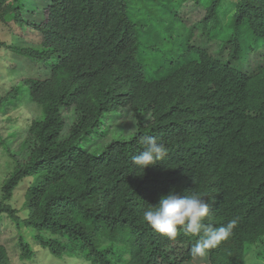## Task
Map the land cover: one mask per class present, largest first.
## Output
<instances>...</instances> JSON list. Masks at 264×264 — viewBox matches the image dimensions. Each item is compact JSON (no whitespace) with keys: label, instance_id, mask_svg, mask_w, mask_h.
Here are the masks:
<instances>
[{"label":"trees","instance_id":"16d2710c","mask_svg":"<svg viewBox=\"0 0 264 264\" xmlns=\"http://www.w3.org/2000/svg\"><path fill=\"white\" fill-rule=\"evenodd\" d=\"M22 1L0 0V21L26 24L40 41L7 48L42 66L45 77L21 83L41 114L28 127L25 159L6 149L15 165L0 189V221L17 231L20 258L33 256L24 239L33 230L38 246L57 259L190 262L198 236L178 227L168 238L142 218L175 190L204 198L205 224L237 220L232 235L208 250L209 264H246L264 244V64L246 74L190 44L191 31L178 36L174 24L187 0H50L40 24L20 19ZM191 1L204 6L198 25L228 48L230 60L264 52V0H235L227 22L217 14L221 0ZM19 88L0 96V113ZM123 109L136 115L133 137L96 154L80 147L104 115ZM62 111L75 115L66 138ZM150 136L167 153L142 171L132 157ZM23 181L26 217L10 205ZM256 256L264 264V249ZM0 264H9L2 244Z\"/></svg>","mask_w":264,"mask_h":264},{"label":"rangeland","instance_id":"374dc122","mask_svg":"<svg viewBox=\"0 0 264 264\" xmlns=\"http://www.w3.org/2000/svg\"><path fill=\"white\" fill-rule=\"evenodd\" d=\"M179 1L175 0V2ZM234 2L235 0H221L217 14L223 19V22H227L234 12ZM22 5L20 19L32 24H40L45 19L50 0H23ZM204 15L203 5H195L191 0L183 2L179 7L178 22L174 24L175 32L179 33L178 36L184 37L191 31L190 44L207 51L213 58L243 73L251 74L256 66L264 64V52L252 54L244 62L230 60L228 48L219 42L209 40L204 28L198 25ZM39 41L38 33L28 25L16 24L13 21L8 23L0 21V96H4L14 86L20 87L14 103L0 113V189L3 180L12 172L15 165L9 153L19 155L21 160L25 159L32 145L29 141L26 146H23V142L27 138L28 127L41 114L40 106L29 100L25 85L21 83L28 78L42 79L45 77L44 72L41 71L42 66L36 65L25 55L11 52L7 47H34L38 45ZM61 113L65 119L63 138H66L70 125L75 121V115L72 111H62ZM139 116L142 123H146L149 119V114L144 113ZM137 124L136 115L127 109H123L121 113L106 114L100 119V129L91 132L88 138L83 139L80 147L92 154L99 153L110 142L126 141L133 137L137 130ZM23 184L24 181L15 189L10 205L19 210L21 217H26V210L23 209L25 191V184L24 186ZM27 232H25L24 239L30 245L33 256L29 260H22L17 231L8 220L0 221V244L8 252L9 264H88L76 258L57 259L53 257L48 249L38 246L33 238L35 235L33 230ZM263 249L264 244L255 247L247 254L246 264H263L256 256L257 251ZM183 264H209L208 251L203 257H195L192 261Z\"/></svg>","mask_w":264,"mask_h":264},{"label":"clouds","instance_id":"9594fccd","mask_svg":"<svg viewBox=\"0 0 264 264\" xmlns=\"http://www.w3.org/2000/svg\"><path fill=\"white\" fill-rule=\"evenodd\" d=\"M142 143L143 151L133 156L132 160L143 171L161 160L167 149L163 143L157 142V138L151 136L143 138ZM209 212V204L198 192L181 195L172 190L167 195H162L155 205L149 204L142 218L151 228L168 238L177 236L178 227L186 234L198 236L190 254L193 257H203L208 250L227 240L237 225L235 218L219 227L205 224L203 221L209 216Z\"/></svg>","mask_w":264,"mask_h":264}]
</instances>
